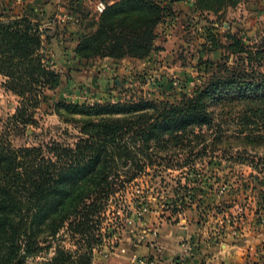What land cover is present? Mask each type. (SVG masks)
<instances>
[{"label":"trees","instance_id":"trees-1","mask_svg":"<svg viewBox=\"0 0 264 264\" xmlns=\"http://www.w3.org/2000/svg\"><path fill=\"white\" fill-rule=\"evenodd\" d=\"M62 1L67 12L82 14L78 0ZM175 1L107 5L97 28L89 31L92 24H79L72 61L116 60L133 53L149 57L154 27L176 15ZM212 1L193 0L192 8L208 9ZM225 3L229 0L216 5ZM51 28L33 9L10 16L0 12V76L19 98L11 117L15 127L34 123L45 91L62 83L50 62L48 45L60 36ZM207 37L210 51L220 49L217 35L208 32ZM225 38L240 63L229 66L222 55L203 82L176 101L153 97L79 104L62 99L55 111L81 119L73 146L51 140L15 147L0 139V264H27L29 259L34 264H91L93 251L100 250L105 212L148 167L181 169L220 152L227 161L248 163L264 174V152H259L264 150V73L259 68L264 49L253 50L234 34ZM61 232L78 244L76 250L53 241Z\"/></svg>","mask_w":264,"mask_h":264},{"label":"rangeland","instance_id":"rangeland-1","mask_svg":"<svg viewBox=\"0 0 264 264\" xmlns=\"http://www.w3.org/2000/svg\"><path fill=\"white\" fill-rule=\"evenodd\" d=\"M78 1L82 14L66 12L70 22L56 21L51 28L62 39L54 46L48 45L62 83L55 91H45L43 101L34 110V123L16 127L12 124L19 98L4 87L0 76V139L15 147L38 146L51 140L73 146L79 137L81 119L64 111L59 115L55 104L62 99L85 103L68 97H77L82 88L95 102L153 97L172 102L200 85L222 62V55L229 66L240 63L239 55L227 48V33L242 39L253 50L264 49V0H229L220 7L216 5L218 0H213L208 9L196 12L193 0H178L183 8H175L174 17L167 15L154 27V50L149 57L142 59L136 53L116 60L95 56L76 63L72 58L76 32L82 29L79 24H92L88 27L91 31L101 20L100 13L94 10V0ZM6 2L0 0V12L13 15L9 12L11 1ZM56 3L61 5L63 1ZM133 27L135 24L128 28ZM208 32L217 35L220 49L209 50ZM259 68L264 73V64ZM259 152L262 155L264 150ZM221 155L208 154L181 169H166L164 165L146 168L125 186L124 195L119 192L116 201L110 202L100 230V250L94 248L91 264H140L139 258L174 264L216 262L222 249H238L245 262L264 264V174L248 163L227 161ZM141 235L143 238H139ZM172 240L179 243V249L169 257L164 245ZM53 241L70 250L78 247L67 232H61ZM145 243L154 247L147 254L136 249ZM51 255L49 251L45 256ZM34 263L35 260L27 261Z\"/></svg>","mask_w":264,"mask_h":264},{"label":"crops","instance_id":"crops-1","mask_svg":"<svg viewBox=\"0 0 264 264\" xmlns=\"http://www.w3.org/2000/svg\"><path fill=\"white\" fill-rule=\"evenodd\" d=\"M6 2V0H4ZM9 9H11V11L13 12V14H22L23 12H28V10L33 9L34 12H36L38 14V17L42 23L43 26H47L49 28L54 27V23L57 21L58 23L60 21H63V23L67 22L69 23L70 20L67 19V17L65 16L67 9L64 7V5H57L56 2H58V0H7L6 4H9ZM192 1V0H190ZM184 2V1H183ZM181 1H175L174 2V8H179ZM186 5H191V3H187V1H185ZM1 5V4H0ZM182 5V4H181ZM2 6V5H1ZM185 7H189V6H185ZM183 8V7H181ZM1 10V8H0ZM58 11L62 12L59 13ZM56 12V14H54ZM65 12V13H64ZM41 13V14H40ZM54 14V15H53ZM53 17V18H52ZM56 18L60 19V20H56ZM70 25V24H69ZM60 43L62 42L61 37H54L51 39V44H56V43ZM50 50V51H49ZM48 52H50V58L53 57V52L51 51L50 48H48ZM50 62L53 64V66L55 67V62L52 58V60H50ZM154 247L148 245L147 243H145L142 246L137 247V250H141L142 253H149L148 251H151ZM165 248V252L168 253V256H172L173 254H175L176 252H178L179 249V243L176 244V242H174L173 240L171 241V243L169 242V245L167 244L166 246L164 245ZM222 255L217 254L216 258V262H194V261H190V262H181L180 264H252L251 262H245V259L242 258V253L240 250L235 249V250H225L223 251L222 249ZM169 257H166V259H168ZM175 262H155V264H174Z\"/></svg>","mask_w":264,"mask_h":264},{"label":"built area","instance_id":"built-area-1","mask_svg":"<svg viewBox=\"0 0 264 264\" xmlns=\"http://www.w3.org/2000/svg\"><path fill=\"white\" fill-rule=\"evenodd\" d=\"M59 2L61 0H58ZM116 0H94V10L97 12V13H101L107 5L115 2ZM79 95H77V97L73 96L72 94H70L68 97L69 99H72L74 100L75 98H79V99H83L85 103L87 104H94V103H97L99 102V100H97V102H95V100L93 98H91L88 94V92L85 90V89H81V91H79L78 93ZM143 238V236H139V238ZM138 262L140 264H155V262H144L142 259H138Z\"/></svg>","mask_w":264,"mask_h":264}]
</instances>
